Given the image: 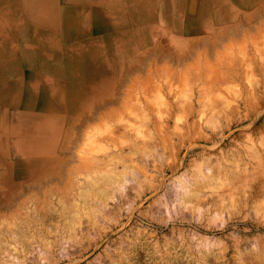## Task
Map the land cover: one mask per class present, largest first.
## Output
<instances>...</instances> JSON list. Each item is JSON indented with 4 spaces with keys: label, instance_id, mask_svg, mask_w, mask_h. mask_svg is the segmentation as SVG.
Wrapping results in <instances>:
<instances>
[{
    "label": "rangeland",
    "instance_id": "374dc122",
    "mask_svg": "<svg viewBox=\"0 0 264 264\" xmlns=\"http://www.w3.org/2000/svg\"><path fill=\"white\" fill-rule=\"evenodd\" d=\"M258 18L239 29L245 43L189 48L207 54L213 77L203 59L190 66L193 55L127 72L114 114L78 131L55 169L24 175L0 162V264H264V11ZM160 35L153 49H173Z\"/></svg>",
    "mask_w": 264,
    "mask_h": 264
},
{
    "label": "bare ground",
    "instance_id": "6f19581e",
    "mask_svg": "<svg viewBox=\"0 0 264 264\" xmlns=\"http://www.w3.org/2000/svg\"><path fill=\"white\" fill-rule=\"evenodd\" d=\"M227 7L223 12L224 20L213 22L212 27L201 24V30H193L191 34H186L190 32L186 22L167 19L170 15L165 13L167 6L163 5H160L162 13L156 14L161 19L151 18L154 15L153 7L150 6L143 9L135 6V17L127 21H124V15L117 11L119 9H110L97 20L74 18L68 24L65 22L64 31L77 33V36H74L76 41L72 42V37L66 41L63 37L44 36L48 43L45 50L32 53L30 55L32 63L29 64L21 62L23 54L18 48L12 45L4 47L2 43L3 48L0 46L2 167L9 170L21 164L17 167L18 174L39 176L55 169L61 158L60 154L69 150L77 140L78 131L96 122L110 119L115 112L112 105L120 95L119 86L124 84L126 73L147 69L144 65L149 59L150 62L157 64L165 63L171 58L185 61L193 55V63L190 66L196 69L200 59H203L208 68L206 75L210 74L213 77L216 72L214 73L212 69L213 64L209 65L207 54L200 51L199 55L198 53L194 55V50L189 48L204 44L205 48L212 49L219 43L222 46L226 43L229 45L236 41L237 37L239 41L245 43L247 37L239 29L243 28L242 31L246 33L251 31L249 22L259 19L264 11V2L249 12L228 11ZM189 11L191 13L192 10ZM160 21H168L169 24L158 33L156 25ZM45 23L52 30L56 27L55 21L49 20ZM218 23L220 25L217 26ZM259 29L262 31L260 27ZM157 34L169 37L173 49L167 48L164 52L153 49V38ZM137 35L147 37L145 44L141 43L142 46L136 42ZM194 35L205 37L197 38ZM249 38L254 44V37ZM220 54L222 53L218 54L217 50L214 53L216 61L214 64L221 62ZM230 63L234 66L231 65L226 71L233 72L237 61ZM149 71L144 72L148 77L151 75ZM161 71L168 73L161 67L155 68L154 72L160 75ZM251 93L255 95V88L251 89ZM247 102L248 100L244 98L241 103ZM122 104L123 102H120V106ZM78 156L77 158H80ZM17 157L23 159L14 160ZM10 162L13 165H10ZM88 162L94 166L98 161L95 157H89Z\"/></svg>",
    "mask_w": 264,
    "mask_h": 264
},
{
    "label": "crops",
    "instance_id": "0c3cea01",
    "mask_svg": "<svg viewBox=\"0 0 264 264\" xmlns=\"http://www.w3.org/2000/svg\"><path fill=\"white\" fill-rule=\"evenodd\" d=\"M263 2L264 0H0V46L3 48L5 45H12L18 48L23 54L21 62L29 64L32 63V53L45 50L48 43L44 36L63 37L66 41L72 37V42L76 41L74 36L77 33L64 31L65 22L68 24L74 18L97 20L106 15L108 10L119 9L117 11L127 21L135 17V6L140 9L150 6L153 7L154 15L151 18L158 19L156 14L162 13L160 5H163L167 6L165 13L170 15L167 19L186 22L190 31L186 34H191L201 30V24L212 27L213 22L224 20L223 12L227 6L228 11L249 12ZM189 10H192L191 13ZM49 20L55 21L56 27L53 30L45 23Z\"/></svg>",
    "mask_w": 264,
    "mask_h": 264
}]
</instances>
